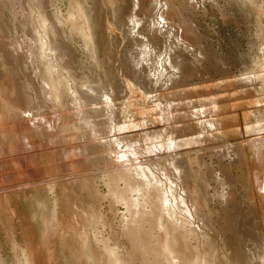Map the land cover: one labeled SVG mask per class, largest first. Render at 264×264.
<instances>
[{
    "label": "rangeland",
    "instance_id": "obj_1",
    "mask_svg": "<svg viewBox=\"0 0 264 264\" xmlns=\"http://www.w3.org/2000/svg\"><path fill=\"white\" fill-rule=\"evenodd\" d=\"M51 2L48 11L58 15L64 35V44L61 43L64 51L61 54L66 57L64 66L77 82L83 81L82 77L87 75L94 78V74L99 76L104 72L108 76L110 72L114 73V91L106 90V87L103 90L101 85L95 84L101 80L93 83L117 106L113 108L118 116L113 117L112 129L117 135L120 134L118 128L124 126L123 140L135 150H149L161 145L160 155L154 160L157 163L161 161L167 176L166 179L161 176L162 172L159 176L165 182L164 186L173 184L174 194L185 200V207H175L179 214L177 219L174 215L167 219L169 222L164 220L166 230L177 237L176 253L157 258V264H178L173 260L177 255L184 263L187 261L186 264L192 260V264H237L234 256L230 254L232 258L229 257L227 245L231 240L233 245L238 243L252 253L249 255L251 264H263L264 194L255 187V180L262 185L264 183V91L261 90L264 77V0ZM155 2L159 9L154 8ZM1 4L0 264H144L150 260L152 264V256L141 257L139 247L135 246L131 235L126 234V209L121 202L113 200L106 187L103 174L115 170L116 166L87 162L88 165H83L84 162L71 155L78 140L68 141L59 136L57 131L63 129L64 123L68 124L66 116L72 115L70 103L63 102L65 108L56 110L62 120L54 132L46 125H42L45 135L32 131L42 119L51 120L53 125L54 110L42 94V80L33 73L27 51H23L26 50L21 30L24 17ZM153 18L155 25L150 27L148 22ZM133 20H139L141 25L131 33ZM177 39L189 47V52L177 49ZM170 54L181 56L186 64L183 65L182 81L162 89L155 84V77L151 80L148 76L150 66L147 65L159 67L160 61L164 63L167 57H173ZM138 61L142 62L139 68L135 65ZM163 67L168 68V63ZM255 76V81L250 82L249 79ZM137 78L142 80L146 93L138 87ZM121 83L127 90V94L122 93L123 98L115 92ZM49 96L54 98L52 94ZM69 97L67 95L66 99ZM98 100L101 102L100 98ZM211 100L217 103L216 113L211 115L219 125V135L197 127L199 124L195 117L203 116L199 114L207 110ZM171 101L178 104L177 110H164L176 119L164 121L157 104L166 106ZM175 112L181 113L176 116ZM35 119L37 121L33 122ZM170 132L178 135V156H170L167 150ZM51 139L53 143H48ZM28 145L32 148L27 150ZM63 151L68 153V159L64 158L67 163L62 157ZM179 157L185 160L179 163L180 166L190 164L188 179L168 168L169 160H179ZM61 165H65V169ZM218 179L226 180L229 187L220 188ZM196 188H204L208 196V202L197 199L198 212L191 204V194L196 195ZM221 193H225L224 198L219 197ZM203 217L207 224L201 222ZM185 218L192 222L186 227L193 229L191 233L185 228L180 230V223ZM171 221L177 226L174 229L169 226ZM150 228L151 232L145 236L155 239L157 245H152V250L162 253L165 228L156 224ZM234 230L239 234L236 237ZM194 234L200 235L201 239ZM226 251L228 255H225Z\"/></svg>",
    "mask_w": 264,
    "mask_h": 264
},
{
    "label": "bare ground",
    "instance_id": "obj_2",
    "mask_svg": "<svg viewBox=\"0 0 264 264\" xmlns=\"http://www.w3.org/2000/svg\"><path fill=\"white\" fill-rule=\"evenodd\" d=\"M260 2L262 3V1H260ZM0 3L7 5L11 9V11L15 12V14H20L21 16L24 17V21L21 20L23 22L21 24H24L23 29L21 28V30H23V38H24V42L26 43V47H25L26 50H23V51L24 52L27 51L26 56H29V63L32 66L33 73H35L36 76L39 75L41 78L40 80H42V84H43L42 86L44 89L43 90L41 88L43 90L42 94H44V96L47 100V103L49 102L50 106L54 110V116L52 118L53 123H54L53 125L50 122L51 120L49 122H47L44 119H42V120L38 119L39 122L36 123L35 128L32 131L42 132L43 131L42 125H46V126H48V129L51 132H54L56 126H58V124H60L61 120H62L61 114L55 113V112L58 108L59 109L62 107H63V109L65 108V106L63 105V102H67V103L69 102L70 105L73 107V109H71L72 115L66 116V120H67L68 124L66 125L64 123L65 126L63 127V129H59V127H58V129L61 132L60 131H57V132H59V136H63L67 140L68 139L78 140V145L75 148H73V150H71V152H72L71 155H74L77 160L84 162L83 165H85L87 163H91V164L92 163L93 164L94 163H96V164L107 163L108 165L112 164V165L116 166L115 170L109 172L108 174L107 173L103 174V176L107 181L106 187L109 188V191H110V194H111V197L113 198V200L115 202H121V204H123L125 207L124 209H126L125 215H126L127 219L125 220V218H124V220L126 222L127 227H126V229H124V228L123 229L127 230L128 233L123 231L124 234L126 233V234L131 235V237H132L131 239L136 244L135 246L139 247V250H138V248H136V247L135 248L141 252V254H142L141 257L148 255V257L151 258V256H152V258H153L152 264H154V262H156V264H157V262H158L157 258H160L163 255H170V254H172V252L176 253L174 248H176L175 246L178 244V242L176 240L177 237H175V234L172 235V233H170L166 230V228L164 227L165 226L164 220H167V219L169 220V218L171 219L172 216H174V215L176 216L178 213H177V211H175V207H177V208H179V207L181 208V206L183 207L185 205V200H184V198L177 196L178 194H176V193H175L176 195L174 194L175 190L173 189V184H169L168 186H167V184H165V186H164L165 182L159 176V173H161V172L163 173V174H161V176H163L165 179L167 176V175H165V173H166L165 169L166 168L162 163H160L161 161L157 163V161L154 160V159H156L158 154L160 155V152L162 149L161 145L160 146L158 145L159 148L151 147V149H149V150H146V149H143V150L139 149L138 150V148H137V150H135L136 148L132 149L129 145L125 144V141L123 140V138H124L123 132H126L124 126L120 127V128L117 127L118 131L120 132V134H117V135L115 134V131L112 129V128H114L113 117L117 114L116 110L113 108H116L117 106H115L114 101L111 100L109 97H107L106 94L101 93L98 89V86L95 84L101 85L103 87V90L105 89V87H106V90L107 89L113 90L112 85H114L113 84L114 73L111 74V72H110V74L108 76H106L105 75L106 73L104 74V72H103V73L99 74V72H98L99 76H94L95 75L94 74L93 75L94 78H92L91 75H87V76L82 77L83 81L80 79V82H77L78 80L76 78H74V76L71 75L68 68L65 67L63 64L64 59H66V57L61 54L62 46H63L61 43H63L62 41L64 39V35H63V32L61 31V27H60V24L58 22V18H57L58 15L55 12L48 11V8H51L50 7V5L52 4L51 0H0ZM155 3H154L155 4L154 8L156 9L157 6L159 7V5L157 4V2H155ZM160 7H161V4H160ZM161 19H162V17H161ZM15 23H17V22L15 21ZM21 24H20V26H21ZM131 25L134 26L132 31H131V33H132L141 24H140L139 20H133ZM148 25L150 27H153L155 25L154 18H153V20L148 22ZM131 33H130V36H131ZM137 34H139V33H137ZM134 36H136V35H134ZM134 36H133V38H134ZM23 38H22V41H23ZM135 39H136V37H135ZM56 40L60 41V42H57V44H56ZM176 41H177L178 46L175 43L174 44L177 46L178 50H182L183 52H184V50L188 51L187 49H189V47L186 46L185 43H184L185 45L182 44V40L177 39ZM11 46H13V45H11ZM18 46L19 45H17V48H18ZM20 46H21V44H20ZM191 48H194V47H191ZM146 50H147V48H146ZM18 51L19 50H17L16 52H18ZM143 51H145V49ZM63 52L64 51H62V53ZM158 55H159V53H158ZM170 55L171 56L173 55V57H171V58L167 57L165 59V62H164V63H168V65H169L168 68L163 67L164 63L162 61H160L161 64L159 67L155 66V64H154V66L151 64L149 65V63L147 65V67L150 66L149 67L150 70L148 69V71H150V72H148V76L150 77L151 80H152L151 77H155L156 78L155 84L159 85L160 87L159 86L158 87L162 88V89L167 88L168 86H170V87L176 86V84L183 77V65H185L186 63L184 64L183 60L181 59L182 58L181 56H176L175 54H170ZM147 58H148V56H147ZM138 62H139L138 64H135L136 67L142 63L140 61H138ZM153 63H155V61ZM151 66L154 68L151 69ZM138 68H139V66H138ZM144 68H145V66H144ZM110 69H109V71H111ZM137 72H138V70H137ZM88 74H90V73H88ZM142 76L144 77V75H142ZM145 77H147V76H145ZM248 77H249V75H248ZM140 78H142V77H140ZM140 78H137V79H139V83H137L138 87L143 92L146 93V89L144 88L143 82H142V80H140ZM255 78H256V76L253 79H249V78L248 79L250 80V82H254ZM89 79H91V80H89ZM97 79L101 80V83L96 82L95 80H97ZM262 79H263L262 89L261 88L260 89L262 91H264V77ZM249 80H247V83L249 82ZM94 82H96V83L93 84ZM136 82H137V80H136ZM116 84H119V83H116ZM137 84H135V86ZM27 86H28V84H27ZM107 87H110V88H107ZM170 87H168V88H170ZM28 88H26V89H28ZM175 89H177V88H175ZM113 91H111V93ZM159 91H160V89H159ZM115 92L121 94L122 98H123V94L124 95L127 94V90H126V87H124V83L123 84L121 83L120 85H118L116 87ZM155 92H158V91L155 90ZM49 94L54 95V98L53 97L49 98L50 97ZM116 94H114V95H116ZM154 94H156V93H154ZM67 95L70 96L69 99H66ZM121 95H119V96H121ZM150 95H152V94H150ZM110 96H112V95H110ZM149 97H151V96H149ZM98 98H100L101 102H99ZM153 102H154V100H153ZM157 102H155V103H157ZM172 103L173 102L171 101L170 105L168 104L166 106H161V105L157 104L159 107L158 113L164 119V121H171L172 122L176 119L173 116L169 115V113L164 110V109H166V110L171 109V111H172V109L177 110V108L179 107L178 104H172ZM216 104L217 103L215 101L211 100L209 102V105H207V110L201 111V113L199 115H203V116L205 115L206 116L205 119H201V117H203V116H201V117H195L194 116V117L197 119L196 121L199 124L197 127H199L201 131H208V132L211 131V132H214V135H216V134L219 135V132H217L219 125H217V123L214 121V119L212 118V115H211L212 113H216V109H217ZM59 112H60V110H59ZM180 113L181 112H177L178 115ZM67 114H68V110H67ZM175 114H176V112H175ZM177 114H176V116H177ZM116 116H118V115H116ZM184 117L186 118V116H184ZM36 119L33 120V122L37 121ZM40 121L42 122V124L40 123ZM47 123H48V125H47ZM30 131H31V129H30ZM38 135L42 136L41 133H39ZM57 136L58 135H56V139H57ZM67 136H69V137H67ZM174 136H175L174 133L170 132V137L168 139L169 144H167V150L169 151V155L172 154V155L178 156L177 152L180 151L178 148V146H179L178 142H177L178 140L176 139V137L178 135H176L175 137ZM45 137L47 138V136H45ZM50 137H53V135ZM63 137H61V138H63ZM48 138H49V136H48ZM51 140H49L48 143L49 142L53 143V139H51ZM181 146H183V145H181ZM26 147H27V150L32 148L31 145H28ZM62 153H63L62 154L63 159L66 158V160H67L69 157L68 153L66 151H63ZM59 158H60V156H59ZM183 158H180L179 160L177 158H173V159L170 158L171 161L169 160V162H168L169 167L168 166L167 167L171 168V170H174L176 175L177 174L178 175L183 174L188 179L190 174H189V171L187 168H188V165H190V164H187L186 165L187 167L186 166H180L179 163L185 161V160H183ZM66 160H65V162H66ZM62 162H61V164H62ZM186 162H188V161H186ZM263 162H264V160H263ZM65 165L64 166L67 167V164H65ZM61 166H62V168L64 167L63 165H61ZM263 166H264V163H263ZM63 169H65V168H63ZM67 169H69V168H67ZM190 169H192V168H190ZM262 173H264V170ZM260 176L261 175H259L258 180H259ZM217 181H218L217 184L220 185L219 186L220 188L229 187V184L226 182V180L218 179ZM120 185H121V187L119 188ZM256 186L260 190H262L263 194H264V183L262 185L261 183H258V181L256 179L255 180V187ZM203 189L204 188L197 190V188H196L195 190H197V192L194 190L195 191L194 194H196V195L191 194L192 195L191 204L194 207L195 211H197V212L199 211V209H198L199 203H197L198 198L199 199L201 198L204 201L208 202V196L203 191ZM182 193L185 194L184 192H182ZM223 194H225V193H223ZM223 194L221 193L218 195L220 198L221 197L224 198ZM185 213H186V209H185ZM177 217L178 216H176V219H177ZM201 219H202L201 222H203V224L206 223L205 222L206 220L204 217ZM188 220L186 221V218H185L184 222L181 221L180 230L183 228L187 229L186 228L187 224H188V226L191 225L192 222L190 220L189 221ZM263 222H264V218H263ZM170 223H171V225H169V226H171L173 229L175 227H177L176 225L172 224L173 223L172 221ZM154 224H156L157 227L160 226L163 229L165 228L164 230L162 229L163 230V236L165 235V239H164V243H163V250H161L162 253H155V251L152 250V245H153V247L157 245L156 240L152 239V238H148L147 235L145 236V234L148 233V231L151 232L150 225H154ZM180 225H179V227H180ZM123 227H125V226H123ZM235 230H234V237L239 235L236 233ZM186 231L191 233V232H193V229L192 230L187 229ZM181 233H180V235H181ZM148 235H150V234H148ZM184 235H186V234H184ZM194 235L197 238L199 237L201 239L200 235H196V234H194ZM182 236H183V234H182ZM150 237H151V235H150ZM125 238H126V236H125ZM128 238H129V235H128ZM131 239H128V240L131 241ZM261 239H263V238L261 237ZM154 243H155V245H154ZM132 244L130 243V245H132ZM227 244H229V240H228ZM236 244L237 245H233V240H231L230 244L227 245L228 251L230 252L229 257H231L230 254L232 256H234V259L236 260L235 262H237V264H251V261L249 258H250L252 253L251 254L248 253L241 245H239L238 243H236ZM159 248H160V246H159ZM225 248H223V251ZM133 251H131V252L133 253V255H135L134 252L136 250L134 252ZM131 252H130V255H131ZM153 252L156 255H153ZM136 253H137V251H136ZM210 254H211V252H210ZM173 255H175V254L173 253ZM225 255H228V252ZM209 256L211 258V255H208V258H209ZM137 257H138V255H137ZM166 257H164V258H166ZM172 257H174V256H172ZM204 257L206 258V256H204ZM204 257H203V260H204ZM180 259H181L180 255H177L173 258V260H177L179 262L178 264H186L187 263V261H186V263H184ZM116 261H117V259H116ZM168 261H170V260H168ZM150 262H151V260H150ZM150 262H149V264H150ZM192 262H193V260H192ZM192 262L190 264H192ZM201 262H203V261H201ZM147 263H144V264H147ZM164 263H165V261H164ZM169 264H170V262H169ZM207 264H208V262H207ZM233 264H235V263H233Z\"/></svg>",
    "mask_w": 264,
    "mask_h": 264
}]
</instances>
